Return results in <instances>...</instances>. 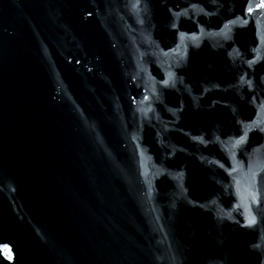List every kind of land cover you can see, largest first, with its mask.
I'll return each instance as SVG.
<instances>
[{
    "label": "water",
    "instance_id": "obj_1",
    "mask_svg": "<svg viewBox=\"0 0 264 264\" xmlns=\"http://www.w3.org/2000/svg\"><path fill=\"white\" fill-rule=\"evenodd\" d=\"M259 2L0 0V264H264Z\"/></svg>",
    "mask_w": 264,
    "mask_h": 264
},
{
    "label": "snow or ice",
    "instance_id": "obj_2",
    "mask_svg": "<svg viewBox=\"0 0 264 264\" xmlns=\"http://www.w3.org/2000/svg\"><path fill=\"white\" fill-rule=\"evenodd\" d=\"M255 7H257V8H264V0H260V2H259L257 5H255ZM246 11H247L248 13H251V12L253 11V8H252V7H248V8L246 9ZM237 19H239V17H237ZM233 22H234V21H229L228 23H233ZM245 22H246V21H245ZM225 28H227V24L225 25ZM165 82H166V81H165ZM243 139H244V137L241 136V137H240V140H243ZM252 200H253V202L256 201L255 194L252 195ZM247 222L250 224V223L253 222V220H252V219H249Z\"/></svg>",
    "mask_w": 264,
    "mask_h": 264
},
{
    "label": "rangeland",
    "instance_id": "obj_3",
    "mask_svg": "<svg viewBox=\"0 0 264 264\" xmlns=\"http://www.w3.org/2000/svg\"><path fill=\"white\" fill-rule=\"evenodd\" d=\"M4 253H6V254H5L6 257H9V256H10V253H9L8 249H5V250H4ZM8 255H9V256H8Z\"/></svg>",
    "mask_w": 264,
    "mask_h": 264
},
{
    "label": "bare ground",
    "instance_id": "obj_4",
    "mask_svg": "<svg viewBox=\"0 0 264 264\" xmlns=\"http://www.w3.org/2000/svg\"><path fill=\"white\" fill-rule=\"evenodd\" d=\"M6 254V253H5ZM9 256V255H8ZM11 256V255H10Z\"/></svg>",
    "mask_w": 264,
    "mask_h": 264
}]
</instances>
